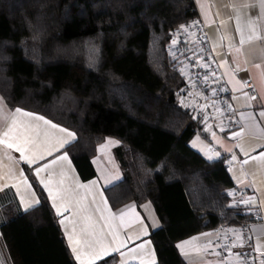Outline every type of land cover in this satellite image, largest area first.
<instances>
[{"label": "trees", "instance_id": "16d2710c", "mask_svg": "<svg viewBox=\"0 0 264 264\" xmlns=\"http://www.w3.org/2000/svg\"><path fill=\"white\" fill-rule=\"evenodd\" d=\"M198 28L193 0H0L1 98L75 133L65 151L83 182L96 177L97 147L119 143L123 178L105 195L113 210L152 203L161 222L150 235L157 264H187L178 242L253 222L232 203L224 159L190 146L209 138L203 117L180 101L184 60L171 46ZM24 170L40 203L0 221L11 263L76 264L45 193ZM238 254L240 264H258L251 246Z\"/></svg>", "mask_w": 264, "mask_h": 264}, {"label": "crops", "instance_id": "0c3cea01", "mask_svg": "<svg viewBox=\"0 0 264 264\" xmlns=\"http://www.w3.org/2000/svg\"><path fill=\"white\" fill-rule=\"evenodd\" d=\"M193 2L199 18L195 32L202 34L206 44L200 53L211 67L217 91L210 110L200 107L204 130L208 127L213 133L206 131L209 141L204 140L206 147L198 145L197 152L208 160L223 158L235 186L230 192L233 205L259 214V221L237 231L238 244L240 250L251 246L257 263L264 264V0ZM180 51L177 50L178 56ZM16 109H8L0 96V140L7 139L4 133L12 127L10 136L15 139L10 142L18 143L24 155L34 162L29 164L19 151L0 143V221L16 213L28 215L40 203L25 173L26 166L45 193L76 264L80 261L70 247V237L72 245L83 253L84 264L90 258L96 264L111 256L117 257V264H157L150 235L161 228V222L152 203L130 202L113 210L105 195L106 189L123 178L114 155L119 143L108 139L97 147L92 159L96 177L83 182L65 151L77 140L75 133L37 113L20 109L21 113L31 114L25 116ZM52 124L57 127L52 128ZM59 128L66 131L60 132ZM67 132L75 138L68 137ZM25 137L33 142L25 143ZM62 141L68 143L61 147ZM105 149L108 155L103 156ZM64 156L66 159H61ZM37 169L42 170L37 173ZM50 191L55 199L49 196ZM53 203L60 209L59 215ZM228 229L178 242L183 247L182 251L176 245L182 260L187 264H236L235 254L223 252ZM0 264H12L1 231Z\"/></svg>", "mask_w": 264, "mask_h": 264}, {"label": "rangeland", "instance_id": "374dc122", "mask_svg": "<svg viewBox=\"0 0 264 264\" xmlns=\"http://www.w3.org/2000/svg\"><path fill=\"white\" fill-rule=\"evenodd\" d=\"M186 36V39L182 37V40L177 39V41L172 46V53L177 55L178 48L181 50L180 54L183 56L181 59L184 62L181 65V70L186 77L187 84L186 87L189 90L185 89L186 91L182 93L183 100L180 99L181 103H187V107L191 108L195 111L197 115H201L200 107L204 106L207 110H210L213 106V102L216 100V89L214 86L215 78L213 77L212 73H210L209 64L202 58L200 52L197 50V41L196 36H193V33H183ZM193 36V37H192ZM182 44L186 45L183 46ZM181 97V96H180ZM204 103L203 102H206ZM184 102V103H183ZM204 108V109H205ZM205 109V110H206ZM204 119V118H203ZM206 124V122H205ZM213 127L214 123H213ZM206 127V131L209 134H212L211 128ZM206 147V142L202 140L199 136L194 139L192 145V149L195 151L199 150V146ZM103 156L108 155V150L105 149L101 152ZM110 154V152H109ZM238 230L228 229L224 233V238H228L226 243L227 245L223 248L224 254H235L233 260L236 264H240V256H239V244H238ZM235 245V246H234Z\"/></svg>", "mask_w": 264, "mask_h": 264}, {"label": "snow or ice", "instance_id": "6c2138e0", "mask_svg": "<svg viewBox=\"0 0 264 264\" xmlns=\"http://www.w3.org/2000/svg\"><path fill=\"white\" fill-rule=\"evenodd\" d=\"M251 39V38H250ZM243 38L241 39V43H243ZM16 112L17 113H21V110L20 109H16ZM25 116H31L30 113H21ZM262 116H264V113H261ZM36 119H43L42 117H36ZM15 123V122H14ZM44 123L48 124L49 122L48 121H44ZM52 128H56L57 125L55 124H52L51 125ZM60 132H65L66 130L63 129V128H59L58 129ZM13 131L12 127H9L8 131L4 133V136L7 138V139H4V140H0V143H3L5 145V147L7 148H11V149H15L16 151H19L21 153V158L22 159H25L29 164L33 163L34 161L33 160H29L25 155H24V150L19 146L18 143H13V142H10V140L12 139H15V137H11L10 136V133ZM67 136L68 137H72L73 139L75 138L74 137V134L71 133V132H67ZM24 142L25 143H29V142H33L31 141V138H28V137H25L24 139ZM65 143H68V141H62L60 146L63 147ZM115 143V142H113ZM211 158V157H210ZM61 159H66V156L64 157H61ZM233 159H235V157H233ZM42 169H37V173H39ZM41 183H44L43 181H41ZM94 183V182H93ZM45 187H47V185H45ZM49 196L52 197L53 199H55V197H53V194L51 193V191L49 192ZM37 203H39V201H37ZM53 207L56 208L57 210V214L59 215L60 214V209L56 206L55 203H53ZM61 223L63 224V220L61 221ZM70 239V247H72V251H73V254L75 255L76 259L78 261H80V264H84V261L81 259V256L83 255V253L80 252V250L77 248V247H74L71 243V237L69 238ZM77 244H79V241H76ZM185 243H190V242H185ZM235 246V245H234ZM141 247H143V245H141ZM178 248H181V250L183 251V247L182 245H177ZM88 264H93V259H89L88 260Z\"/></svg>", "mask_w": 264, "mask_h": 264}, {"label": "built area", "instance_id": "2783aa9c", "mask_svg": "<svg viewBox=\"0 0 264 264\" xmlns=\"http://www.w3.org/2000/svg\"><path fill=\"white\" fill-rule=\"evenodd\" d=\"M183 35H185V34H183ZM193 36H196L195 38H196V41H197V43H199L198 45H197V50L200 52V51H205V48H206V44L203 42V37H202V34H200V33H198V32H195V33H193ZM192 36V37H193ZM185 39H186V36H183ZM175 43V42H174ZM173 43V44H174ZM173 44H172V46H173ZM183 46L185 45V44H182ZM172 46H171V49H172ZM179 49V48H178ZM180 50V49H179ZM187 87H185L184 88V90L183 91H186L187 89L189 90V88H187ZM186 89V90H185ZM217 95V94H216ZM215 95V96H216ZM208 101H206V102H204V103H207ZM212 102H214V101H212ZM209 152L210 153H214L211 149L209 150ZM252 219H253V222H256V221H259L260 220V216H259V214L258 213H252Z\"/></svg>", "mask_w": 264, "mask_h": 264}]
</instances>
